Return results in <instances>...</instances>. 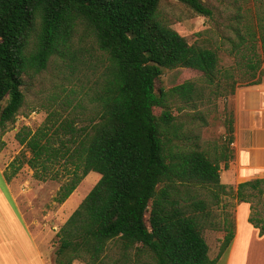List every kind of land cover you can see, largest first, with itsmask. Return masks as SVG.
Masks as SVG:
<instances>
[{
  "label": "trees",
  "instance_id": "1",
  "mask_svg": "<svg viewBox=\"0 0 264 264\" xmlns=\"http://www.w3.org/2000/svg\"><path fill=\"white\" fill-rule=\"evenodd\" d=\"M161 1L0 0V130L24 104V78L51 63L91 83L83 95L95 116L87 126L76 129L69 117L55 126L53 113L50 125L16 137L29 157L12 161L11 176L25 164L36 180L64 177L58 204L84 176H99L55 233L54 264H215L234 237L233 217L221 205L227 196L249 205L247 222L264 234V215L251 203L264 198V178L238 184L235 192L220 182V165L231 158L232 113L224 119L225 144L200 137L210 106L231 97L244 77L220 68L214 49L189 44L165 24ZM177 1L211 17L201 0ZM251 39L244 49L252 52L238 68L248 75L244 85L264 77V22ZM175 69L199 78L156 90L163 71ZM206 230L223 233L213 260Z\"/></svg>",
  "mask_w": 264,
  "mask_h": 264
},
{
  "label": "rangeland",
  "instance_id": "2",
  "mask_svg": "<svg viewBox=\"0 0 264 264\" xmlns=\"http://www.w3.org/2000/svg\"><path fill=\"white\" fill-rule=\"evenodd\" d=\"M210 10L211 17L206 18L194 14L177 0H162L159 5V14L165 24L186 39L189 44L197 42L214 49L217 52L219 67L222 69L233 67L237 73V87L243 86L248 75H243L238 68L244 67L245 58L251 52L244 49L252 44L251 35L258 38V24L264 22V0H201ZM236 47V53L233 48ZM260 53L259 43L254 50ZM231 53V54H230ZM51 63L47 70L33 79L24 78L21 90L24 94V104L17 113L15 121L0 130V169L9 176L7 183L10 192L17 204L24 221L36 234H47L49 245L56 248L55 233L65 222L68 216L79 205L81 200L96 184L99 176L89 173L84 176L75 191L61 204L55 201L56 194L66 179L39 181L33 177V171L22 165L14 175L11 166L15 158L29 157L25 147L19 145L17 135L30 131L34 133L48 123L51 118L55 126L65 117L75 118L76 129L87 126L95 116V111L88 102L87 93L91 87L79 73L70 78L68 73ZM244 72V71H243ZM242 74V75H241ZM242 77H241V76ZM66 76L68 79H63ZM199 74L187 69L164 70L155 81V89L167 90L184 80L198 79ZM264 80V77H261ZM160 109L154 108L153 113L159 115ZM232 113V96L218 99L214 106H210L207 117V126L201 129L200 137L204 143L225 144L224 119ZM53 130V129H51ZM51 133V131L49 132ZM223 164L220 165V172ZM233 198H222L221 205L224 211L232 216ZM252 205L264 215V198L252 199ZM247 204V203H246ZM216 213L222 212L215 209ZM241 218V215L239 216ZM248 219V218H247ZM204 239L209 246V258L218 254L216 233L206 230ZM223 256V255H222ZM221 256V257H222ZM220 258V257H219ZM218 258V259H219ZM54 257L51 258L53 263Z\"/></svg>",
  "mask_w": 264,
  "mask_h": 264
},
{
  "label": "crops",
  "instance_id": "3",
  "mask_svg": "<svg viewBox=\"0 0 264 264\" xmlns=\"http://www.w3.org/2000/svg\"><path fill=\"white\" fill-rule=\"evenodd\" d=\"M232 103L231 158L219 174L221 184L235 192L238 184L264 178V80L237 87ZM232 201L234 237L215 264H264V234L247 222L249 205ZM215 233L219 250L223 233ZM54 250L47 234L34 233L24 221L0 169V264H54Z\"/></svg>",
  "mask_w": 264,
  "mask_h": 264
}]
</instances>
